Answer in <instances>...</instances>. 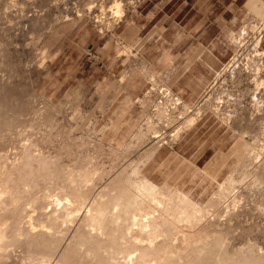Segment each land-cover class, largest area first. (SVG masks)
<instances>
[{
  "label": "bare ground",
  "instance_id": "obj_1",
  "mask_svg": "<svg viewBox=\"0 0 264 264\" xmlns=\"http://www.w3.org/2000/svg\"><path fill=\"white\" fill-rule=\"evenodd\" d=\"M104 10L101 4L93 23L102 24ZM108 11L121 22L123 1L112 0ZM260 18L228 32L236 49L220 62L197 101L163 82L147 61L146 69L131 68L110 87L119 101L108 120L87 135L76 137L62 127L57 103L45 95L34 94V104L23 105L16 89L0 85V264H264V247L256 240L262 229L239 220L251 208L264 213V122L250 142L234 144L202 166L172 153L167 169L145 171L169 143L163 128H172L173 145L207 109L229 128L235 113L222 109V92L216 104L211 101L238 65L253 86L246 88L255 104L252 119L264 115ZM96 31L104 32L99 26ZM131 47L123 44L117 53L129 56ZM139 76L146 86L134 97ZM124 82L137 87L120 89ZM155 94L153 113L143 116L125 142L114 143L134 103ZM73 112L82 115L77 106ZM178 116L182 122H175ZM237 238H243L238 245Z\"/></svg>",
  "mask_w": 264,
  "mask_h": 264
},
{
  "label": "rangeland",
  "instance_id": "obj_2",
  "mask_svg": "<svg viewBox=\"0 0 264 264\" xmlns=\"http://www.w3.org/2000/svg\"><path fill=\"white\" fill-rule=\"evenodd\" d=\"M122 1L124 17L121 22H117L108 11L112 0H0V85L6 90L16 89L22 96L23 105L25 102L32 105L34 94L50 98L59 107L55 113L56 121L65 129L71 128L76 137L82 133L87 135L89 130L97 131L108 120L119 101V94L114 92L115 88L110 87L122 73L131 68L146 69L148 61L142 59L133 47L131 49L134 52L129 56L117 53L123 44H129L122 31L139 4V0ZM193 1L196 0H189V4ZM211 1L213 16L218 15L217 17L227 21L235 15V29L242 23L250 26L258 22L260 17H264V0ZM101 4L104 5L105 14L100 25L93 21H96L94 16L99 12ZM88 7L92 9L89 10ZM227 8L230 11H227ZM108 22L109 28L106 26ZM224 23L221 32V36H224L219 38V49L225 54L223 63H226L236 47L228 42L227 22ZM227 25L232 26L231 23ZM96 26L103 27L104 32L98 33ZM262 28L261 31L264 33V25ZM262 43L264 46V40ZM248 50H252L250 43ZM242 57L240 51L238 61ZM234 71V78L228 76L222 88L219 90L215 88L217 90L214 91V98L211 101L216 104V98L223 96L222 109L234 111L235 117L230 123V129L208 109L195 125L186 130L182 129L173 145H169L172 128H163L166 130L165 141L169 143L164 145L159 157L152 158L146 164L145 171L148 175L160 165L167 169L172 153L177 154L182 161L189 160L202 166L206 159L220 157L234 144L240 146L244 140L250 142L253 135L257 136L264 122V115L252 119L255 104L251 94L246 93V88L253 86L248 83V76L242 72V65H238ZM138 81L136 82L138 87L134 84L137 87L135 90L146 86L145 78L142 76H139ZM134 85L131 87L124 82L120 89L127 90ZM135 92L132 93L134 97L140 90L136 94ZM219 92L222 94L217 96L216 93ZM199 95L200 92L194 98L195 101ZM156 97L155 94L151 101L134 103L133 114L126 116L128 120L126 119L121 126L119 133L114 134V143L125 142L143 116L146 113H153L152 104ZM39 100L37 99L35 104H39ZM72 101L73 104L70 103ZM74 106L80 109L81 116L74 117ZM180 117L178 116L175 122H182L183 119ZM107 162V166L113 165L111 160L107 159ZM118 167L119 165H115V169ZM104 183L105 181L99 182L98 185ZM255 210L251 208L240 214L239 220L259 225L263 233L257 236L256 240L264 247V213ZM242 240L243 238H237L235 242L238 245Z\"/></svg>",
  "mask_w": 264,
  "mask_h": 264
},
{
  "label": "crops",
  "instance_id": "obj_3",
  "mask_svg": "<svg viewBox=\"0 0 264 264\" xmlns=\"http://www.w3.org/2000/svg\"><path fill=\"white\" fill-rule=\"evenodd\" d=\"M138 3L123 28V37L142 59L148 60L164 82L176 91L183 90L186 99H194L224 61L219 38L224 36H221L224 22L232 24H226L227 33L235 29V15L227 21L213 16L211 0L190 4L189 0H139Z\"/></svg>",
  "mask_w": 264,
  "mask_h": 264
}]
</instances>
